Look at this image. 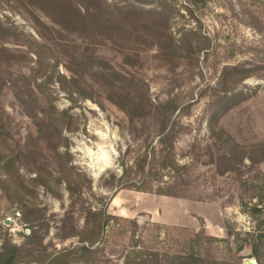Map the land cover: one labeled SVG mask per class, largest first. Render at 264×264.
I'll use <instances>...</instances> for the list:
<instances>
[{
    "label": "rangeland",
    "instance_id": "rangeland-1",
    "mask_svg": "<svg viewBox=\"0 0 264 264\" xmlns=\"http://www.w3.org/2000/svg\"><path fill=\"white\" fill-rule=\"evenodd\" d=\"M135 249L264 264V0H0V254Z\"/></svg>",
    "mask_w": 264,
    "mask_h": 264
},
{
    "label": "trees",
    "instance_id": "trees-1",
    "mask_svg": "<svg viewBox=\"0 0 264 264\" xmlns=\"http://www.w3.org/2000/svg\"><path fill=\"white\" fill-rule=\"evenodd\" d=\"M169 107V103L165 104V107ZM166 120V118L163 119V124L164 121ZM161 194H165V195H170V196H179L181 194H179L178 192H176L175 190H172L170 187H168V189H161L158 191ZM101 212V211H99ZM97 212V213H99ZM91 214L94 216L96 215V213L91 212ZM106 221H102L99 222L98 225H100V229H98V232H93V235L97 234L100 235L102 233V230L104 229V225H105ZM92 230H96L95 228H92ZM95 233V234H94ZM85 241V240H83ZM86 241H89L88 246H83L81 249L84 250L85 253H89L91 252V246L94 244L95 239L90 238ZM257 247H255L253 249V253L255 256H257V260L259 263H261V259L259 258V254L257 252ZM16 261V251L10 252H3L0 254V264H15ZM125 263L126 264H160V259H159V254L156 252H152V251H148V250H144V249H135L132 250L126 257L125 259ZM201 263V259L199 257V255L195 252H187L184 256H183V263L182 264H200Z\"/></svg>",
    "mask_w": 264,
    "mask_h": 264
},
{
    "label": "bare ground",
    "instance_id": "bare-ground-1",
    "mask_svg": "<svg viewBox=\"0 0 264 264\" xmlns=\"http://www.w3.org/2000/svg\"><path fill=\"white\" fill-rule=\"evenodd\" d=\"M110 165H111V161L107 160L104 163H101L97 170L98 172L102 171L105 167H108Z\"/></svg>",
    "mask_w": 264,
    "mask_h": 264
},
{
    "label": "water",
    "instance_id": "water-1",
    "mask_svg": "<svg viewBox=\"0 0 264 264\" xmlns=\"http://www.w3.org/2000/svg\"><path fill=\"white\" fill-rule=\"evenodd\" d=\"M244 264H259V263L257 262V260L249 258L244 261Z\"/></svg>",
    "mask_w": 264,
    "mask_h": 264
}]
</instances>
